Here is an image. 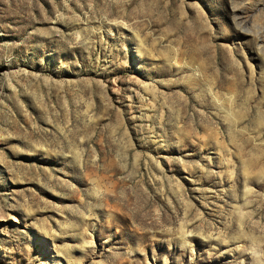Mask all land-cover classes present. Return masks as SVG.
<instances>
[{
  "label": "rangeland",
  "instance_id": "rangeland-1",
  "mask_svg": "<svg viewBox=\"0 0 264 264\" xmlns=\"http://www.w3.org/2000/svg\"><path fill=\"white\" fill-rule=\"evenodd\" d=\"M262 39L264 0H0V264H264Z\"/></svg>",
  "mask_w": 264,
  "mask_h": 264
},
{
  "label": "bare ground",
  "instance_id": "bare-ground-1",
  "mask_svg": "<svg viewBox=\"0 0 264 264\" xmlns=\"http://www.w3.org/2000/svg\"><path fill=\"white\" fill-rule=\"evenodd\" d=\"M242 11H243V10H242ZM244 12H245V11H243V12H241V13H244ZM261 44H262V46L264 45V39H262V43H261ZM261 44H260V45H261Z\"/></svg>",
  "mask_w": 264,
  "mask_h": 264
}]
</instances>
